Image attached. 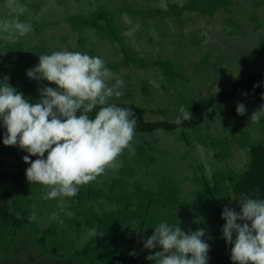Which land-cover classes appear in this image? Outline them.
Here are the masks:
<instances>
[{"label":"rangeland","instance_id":"1","mask_svg":"<svg viewBox=\"0 0 264 264\" xmlns=\"http://www.w3.org/2000/svg\"><path fill=\"white\" fill-rule=\"evenodd\" d=\"M25 3L22 18H41L20 40L0 41V79L7 76L30 101L40 87L55 85L30 79L26 70L40 53L56 50L102 56L125 82L110 102L141 109L145 122L173 123L234 79L264 73V0ZM7 15L0 7V16ZM238 100L246 104L244 115L236 112ZM261 105L264 100L240 90L205 111L194 128L137 129L135 152L125 149L116 167L74 197L44 199L47 187L28 181L0 218V264H121L120 252L162 220L180 222L185 231L207 228L209 264H237L222 237L221 211L226 204L238 210L230 197L234 183L249 167L250 147L264 146V118L250 120ZM25 155L18 146L1 151L3 170L25 173ZM53 212L60 221L50 218ZM15 218L22 221L18 228Z\"/></svg>","mask_w":264,"mask_h":264},{"label":"clouds","instance_id":"2","mask_svg":"<svg viewBox=\"0 0 264 264\" xmlns=\"http://www.w3.org/2000/svg\"><path fill=\"white\" fill-rule=\"evenodd\" d=\"M0 7L9 13L0 16L3 42L14 43L27 36L41 18L31 14L22 18L28 7L25 0H3ZM26 75L55 86L40 87L39 98L30 101L7 76L0 79V127L5 129L2 142L29 154L23 156L29 165L25 174L31 183L47 187L44 199L76 196L80 186L116 167L125 149L135 152L138 118L132 107L110 102L121 95L125 82L102 56L70 50L40 53L39 62L27 69ZM236 112L244 115L246 104L238 100ZM262 118L264 105L251 114L250 120L259 122ZM191 119L192 113L185 110L175 123L182 126ZM230 197L239 204V210L226 204L221 211L225 221L221 233L231 245L230 260L264 264V198L256 190ZM50 218L61 220L57 212ZM200 222H204L202 218ZM88 231L94 233L95 229ZM207 233L204 227L185 231L180 222L162 220L143 238V247L153 250L146 259L153 264H209Z\"/></svg>","mask_w":264,"mask_h":264},{"label":"trees","instance_id":"3","mask_svg":"<svg viewBox=\"0 0 264 264\" xmlns=\"http://www.w3.org/2000/svg\"><path fill=\"white\" fill-rule=\"evenodd\" d=\"M248 91L258 100H264V73H254L245 79H234L228 90L222 91L217 95H211L207 99L196 103L190 110L192 119L184 121L183 125H177L175 122H145L142 118V110L132 106L134 113L138 118L137 129L142 132H152L155 130L173 131L178 127L194 128L203 120V114L212 106L232 99L238 91ZM5 129L0 127V152L8 153L13 146L3 144V134ZM249 167L242 176L234 183L233 195L239 197L240 193H252L257 191L259 197L264 198V146H254L249 149ZM28 185V180L24 172L4 171L0 163V218L8 214V203L13 196L24 190ZM235 201V200H234ZM236 208L239 210V204L235 201ZM22 224L19 218L12 220V226L18 228ZM143 240L135 243L133 246L120 252L117 257L121 264H150L152 261L146 259L153 250L143 247Z\"/></svg>","mask_w":264,"mask_h":264}]
</instances>
